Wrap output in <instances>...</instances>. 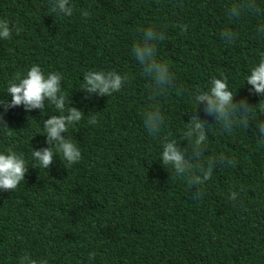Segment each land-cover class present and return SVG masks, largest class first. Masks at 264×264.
I'll use <instances>...</instances> for the list:
<instances>
[{"label": "trees", "instance_id": "trees-1", "mask_svg": "<svg viewBox=\"0 0 264 264\" xmlns=\"http://www.w3.org/2000/svg\"><path fill=\"white\" fill-rule=\"evenodd\" d=\"M52 2L0 0V20L13 29L0 39V99L11 101L9 81L34 64L45 75L60 72L66 107L85 115L65 134L82 158L68 165L54 150L49 169L40 167L32 149L49 147L43 121L61 113L48 102L43 111L8 110L0 153H23L29 170L17 189L0 190V264H19L24 253L48 264H264V143L253 131L264 110L257 106L248 128L237 124L229 133L199 106L210 126L202 161L223 153L236 165L217 166L200 199L160 160L164 140L180 139L198 108L194 95L213 77L227 78L235 102L264 105L246 83L264 52V15L230 18L239 0H70L73 14L65 17ZM257 5L264 9V0ZM149 27L166 36L157 59L169 64L176 85L155 101L165 117L157 137L142 117L154 102L152 81L131 52ZM226 28L237 33L234 43L221 39ZM95 70L130 79L111 96L89 95L83 76Z\"/></svg>", "mask_w": 264, "mask_h": 264}, {"label": "clouds", "instance_id": "clouds-1", "mask_svg": "<svg viewBox=\"0 0 264 264\" xmlns=\"http://www.w3.org/2000/svg\"><path fill=\"white\" fill-rule=\"evenodd\" d=\"M52 12L65 17L73 14V7L70 0H53ZM245 11L255 15H264V9L257 5V0H239V3L228 9L230 18H239ZM84 17H89L87 10H82ZM187 30V25L182 26ZM12 27L9 21L0 20V39H10ZM19 34V29H16ZM258 33L264 34V25L258 28ZM220 37L225 43H234L237 33L230 29H224ZM166 39V36L157 31L154 27L143 30V37L136 42L131 49L136 61L142 66L143 74L152 81L151 99L154 101L142 114L143 124L148 134L157 137L165 123V117L159 103L155 102L158 97L167 93L170 88L176 87L175 75L167 62L157 59V43ZM128 75L119 74L116 71H87L83 76V92L96 96H111L120 92L126 83L129 82ZM63 76L60 72H50L47 75L39 65H32L27 73L21 76L17 73L13 80L9 81L7 94L11 97L9 102L0 99V128L9 129L4 119L9 109L23 106L26 112L45 109L46 102L54 105L61 115H52L43 121V128L46 143L49 147L40 150L32 149V158L38 162L40 167L49 169L54 162V150L59 152L68 165L78 163L82 153L72 139L65 136L70 126L79 123L84 113L75 107H66V96L62 93L61 82ZM246 83L251 85V90L258 95L264 96V52L260 54L258 63L253 66L246 77ZM183 89H177V95L182 94ZM236 95L229 90L227 78L213 77L208 90H200L194 95L195 103L198 105L196 111L190 116L186 129L179 140L165 139L160 160L163 166H171L175 174L187 180L190 189H195L193 199L202 198L203 192L200 186L203 185L213 174L217 166L235 167V161L221 153L218 156H211L206 162L202 156L206 147L207 121L197 114L199 106H204L206 116H212L215 123L223 126L224 130L231 133L233 128L239 124L248 128L249 121L253 117L257 106L264 110V105H250L247 99L235 102ZM72 103V102H71ZM67 113L66 115L63 113ZM89 123H98L96 113L89 114ZM255 134L264 143V122L259 123ZM186 141L187 147L182 148L181 143ZM29 167L26 164L23 153H17L12 148L6 153H0V190L13 191L21 182L25 181ZM239 193L233 191L230 199L236 201ZM95 257L90 253L89 258ZM19 264H48L46 259H35L30 254L24 253L19 258Z\"/></svg>", "mask_w": 264, "mask_h": 264}]
</instances>
